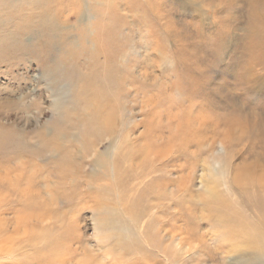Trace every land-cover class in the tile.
<instances>
[{
  "label": "rangeland",
  "instance_id": "374dc122",
  "mask_svg": "<svg viewBox=\"0 0 264 264\" xmlns=\"http://www.w3.org/2000/svg\"><path fill=\"white\" fill-rule=\"evenodd\" d=\"M144 1L125 49L0 100L4 138L56 145L0 143V264H264V0ZM86 81L114 130L63 137Z\"/></svg>",
  "mask_w": 264,
  "mask_h": 264
},
{
  "label": "bare ground",
  "instance_id": "6f19581e",
  "mask_svg": "<svg viewBox=\"0 0 264 264\" xmlns=\"http://www.w3.org/2000/svg\"><path fill=\"white\" fill-rule=\"evenodd\" d=\"M144 2V0H0V100L11 96L19 82L29 80L34 68L45 70L46 76L51 80V87L55 89L58 88L59 82L71 81L77 74L82 55L95 53L98 55L112 53L119 48L125 49L127 37L131 33L125 15L139 13L140 8L145 11ZM142 16L143 12L141 18ZM88 60L91 67L96 65L95 57L91 56ZM1 82L7 83L9 87L4 89ZM103 92V89L98 92L101 99L97 95V89L86 81L76 98L83 102L93 96L98 106L91 107L92 111L87 116L85 112H81L78 123L75 121V128H64L63 137L69 136L72 130L77 129L89 141L92 137L101 136L104 131L114 130L118 106L116 103L112 104L105 113L102 104L109 96L106 97ZM78 100L72 105L81 108L82 104ZM89 105H94L93 100ZM60 107L59 114L64 110V103ZM67 116L70 117L71 114L68 113ZM0 132H2L0 143L13 142L12 150L16 156L23 149L25 151V148L33 153L30 155L37 154L38 157L56 148L45 135L42 136L40 149L36 152L28 147L25 140L22 141L23 137L18 133H12L10 136L14 139L9 140V137L6 139L2 136V129ZM70 158V152L65 151L60 163L66 164L68 168ZM98 164L104 165L102 161H98ZM63 170L65 173V168Z\"/></svg>",
  "mask_w": 264,
  "mask_h": 264
}]
</instances>
